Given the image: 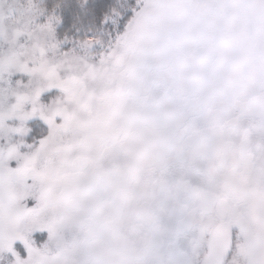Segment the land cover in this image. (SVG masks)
<instances>
[{"label":"snow or ice","instance_id":"1","mask_svg":"<svg viewBox=\"0 0 264 264\" xmlns=\"http://www.w3.org/2000/svg\"><path fill=\"white\" fill-rule=\"evenodd\" d=\"M0 264H264V0H0Z\"/></svg>","mask_w":264,"mask_h":264}]
</instances>
